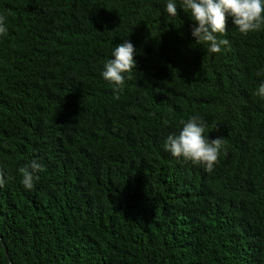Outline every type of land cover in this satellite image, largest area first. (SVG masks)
I'll list each match as a JSON object with an SVG mask.
<instances>
[{
    "label": "trees",
    "instance_id": "trees-1",
    "mask_svg": "<svg viewBox=\"0 0 264 264\" xmlns=\"http://www.w3.org/2000/svg\"><path fill=\"white\" fill-rule=\"evenodd\" d=\"M168 2L0 0V264H264V25L210 53ZM192 117L224 140L211 172L164 148Z\"/></svg>",
    "mask_w": 264,
    "mask_h": 264
},
{
    "label": "clouds",
    "instance_id": "clouds-1",
    "mask_svg": "<svg viewBox=\"0 0 264 264\" xmlns=\"http://www.w3.org/2000/svg\"><path fill=\"white\" fill-rule=\"evenodd\" d=\"M180 7L190 13L193 22L191 35L196 44L208 45L210 53H220L229 46L227 39H219L227 31L228 20L238 29L239 33L247 35L258 31L264 25V0H180ZM166 12L171 17L178 15L174 0L166 4ZM5 17L0 16V35L6 33ZM133 44L125 40L115 47L112 52L114 59H109L104 65L103 78L113 85L114 99L120 98L126 73L136 68ZM131 79L129 75L127 77ZM264 98V83L258 86L255 93ZM182 130L178 135L170 134L164 144L166 151L175 158H183L195 165H203L211 172L218 161L219 151L224 140L217 136L215 139L205 138V125L199 117H192L187 122L181 121ZM22 176L21 183L27 190L34 187L39 179L38 173L43 166L36 160L19 168ZM5 184L3 172H0V188Z\"/></svg>",
    "mask_w": 264,
    "mask_h": 264
}]
</instances>
